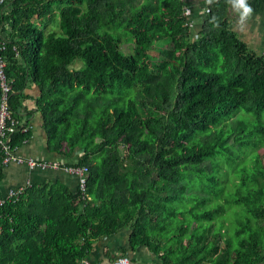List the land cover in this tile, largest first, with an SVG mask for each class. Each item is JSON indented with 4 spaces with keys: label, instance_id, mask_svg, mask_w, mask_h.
Returning a JSON list of instances; mask_svg holds the SVG:
<instances>
[{
    "label": "trees",
    "instance_id": "trees-1",
    "mask_svg": "<svg viewBox=\"0 0 264 264\" xmlns=\"http://www.w3.org/2000/svg\"><path fill=\"white\" fill-rule=\"evenodd\" d=\"M7 2L10 145L31 138L18 122L35 82L49 149L89 173L84 194L74 176L76 189L34 184L6 200L0 264H81L125 230L119 256L146 248L163 264L264 263V155L234 170L233 192L214 206L190 189L196 176L218 184V158L233 165L235 150L264 145V52L231 26L235 0H205L196 33L186 0ZM246 3L264 17V0ZM226 211L236 226L216 227Z\"/></svg>",
    "mask_w": 264,
    "mask_h": 264
},
{
    "label": "crops",
    "instance_id": "crops-1",
    "mask_svg": "<svg viewBox=\"0 0 264 264\" xmlns=\"http://www.w3.org/2000/svg\"><path fill=\"white\" fill-rule=\"evenodd\" d=\"M186 1L188 3V8L190 9V23L194 24L195 21L199 23V20L203 15L204 7L202 3L205 0ZM10 10L11 2H7L2 6L1 11H3L4 14H7L10 12ZM251 13L259 14L255 12ZM259 15L261 17L262 14ZM46 22L47 20L44 18L39 23L44 25ZM51 28L52 27L49 24L46 30ZM11 31V25L3 20L0 24V34L4 37H8ZM251 48L258 52H264V34H256V41L251 45ZM24 94L27 95V98L24 101V109L20 114L18 124L26 127V129L30 131L31 138L25 144L20 146L15 152L16 156L22 161H13L7 165H4L3 177L0 181V197H5L10 190L19 187H25L34 184L41 185L47 182H59L70 186L72 189H76L78 185L77 178L68 175L62 169H42L40 167H35L32 169L28 165V161L30 159L61 163L67 162V160L49 149L47 136L43 128V118L41 112L37 108V98L41 94L39 86L35 82H28L24 89ZM122 232L124 231H121L116 237H112L97 243L95 250L90 255V260L96 264H109L116 257H118L120 249L122 247H126L127 243V240L124 241L118 238ZM130 257H132L137 263L150 264V262H145L147 258L142 256L141 249L137 252L136 256L131 255Z\"/></svg>",
    "mask_w": 264,
    "mask_h": 264
},
{
    "label": "rangeland",
    "instance_id": "rangeland-1",
    "mask_svg": "<svg viewBox=\"0 0 264 264\" xmlns=\"http://www.w3.org/2000/svg\"><path fill=\"white\" fill-rule=\"evenodd\" d=\"M234 4L231 6V10H230V16H231L230 19L232 22L231 26L237 31L239 36H241L243 40L246 41L251 47V45L256 41V34L257 33L264 34V17L262 15L260 17L259 15L260 13L259 14L250 13L242 19L240 15L242 9H240L238 6H234ZM191 26H192L193 32L196 33V31L198 30L197 28H199V23L195 21L194 24H191ZM124 49L127 52L132 51L130 50V48L126 46H124ZM75 65L82 67L83 61L77 60ZM256 153L264 155V145H261L258 148L246 147L242 151H240L239 149L235 150L236 162L233 165H229L221 158H218L219 160V166H218V172H217L218 184L209 185L207 182L204 183L205 178L201 179L198 176L192 177V180H190L191 193H199L203 191L205 195L212 196L214 199H212V201L207 203L206 205L207 207L214 206L217 202L224 201L225 195H229L230 191L233 192V189L236 186L235 183L238 182V176L235 174L234 170H236L238 166L242 164L250 165L252 163L253 156ZM262 158L264 160V157ZM207 163L208 165L210 164L209 162ZM233 183L235 185H233ZM231 211H233V208L231 209ZM220 215L221 214L217 215V217L215 218L214 223L216 227H218L220 222L222 221L224 223V228L227 229V227H231L232 220H233V228L234 226H236L235 222H236L237 216H235L234 213L231 214L230 212L226 211L224 212V215H223L224 218H221ZM128 234L129 232L125 230L119 235L118 238L120 240L125 241L128 238ZM141 254L143 257L147 258V260H145L146 263L150 262V264H163L161 259L158 256L149 252V250L146 248H141ZM129 255L136 256L137 252H133L130 249Z\"/></svg>",
    "mask_w": 264,
    "mask_h": 264
},
{
    "label": "built area",
    "instance_id": "built-area-1",
    "mask_svg": "<svg viewBox=\"0 0 264 264\" xmlns=\"http://www.w3.org/2000/svg\"><path fill=\"white\" fill-rule=\"evenodd\" d=\"M8 0H0V12L2 6ZM7 48L6 41L0 38V149L4 152L3 164L7 165L13 161L21 162L22 160L16 156V148H13L10 145V134H13L16 131L17 121L12 117L10 109V98L14 91L13 82L14 80L8 76L7 60L4 54V51ZM28 165L33 169L35 167L53 168V169H62L67 174L76 176L79 178L80 183L79 187L81 192L84 194L87 188V179L89 169L86 166H77L70 165L68 162H47L45 160H34L30 159ZM30 186V185H29ZM26 187V186H25ZM24 191V187H19L13 190H10L5 197H0V209L5 204L6 200L18 198ZM1 231V226H0ZM81 264H96L91 262L89 259H83ZM109 264H141L134 262L128 256H118Z\"/></svg>",
    "mask_w": 264,
    "mask_h": 264
},
{
    "label": "clouds",
    "instance_id": "clouds-1",
    "mask_svg": "<svg viewBox=\"0 0 264 264\" xmlns=\"http://www.w3.org/2000/svg\"><path fill=\"white\" fill-rule=\"evenodd\" d=\"M234 6H238L242 9L240 13L242 19L252 12V8L248 3H246V0H235Z\"/></svg>",
    "mask_w": 264,
    "mask_h": 264
}]
</instances>
